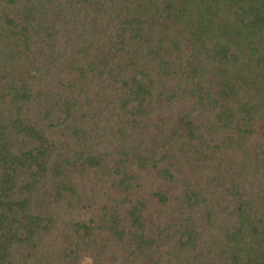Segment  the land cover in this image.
I'll use <instances>...</instances> for the list:
<instances>
[{
  "label": "trees",
  "instance_id": "16d2710c",
  "mask_svg": "<svg viewBox=\"0 0 264 264\" xmlns=\"http://www.w3.org/2000/svg\"><path fill=\"white\" fill-rule=\"evenodd\" d=\"M264 264V0H0V264Z\"/></svg>",
  "mask_w": 264,
  "mask_h": 264
},
{
  "label": "rangeland",
  "instance_id": "374dc122",
  "mask_svg": "<svg viewBox=\"0 0 264 264\" xmlns=\"http://www.w3.org/2000/svg\"><path fill=\"white\" fill-rule=\"evenodd\" d=\"M83 264H92V262L89 259H86Z\"/></svg>",
  "mask_w": 264,
  "mask_h": 264
}]
</instances>
